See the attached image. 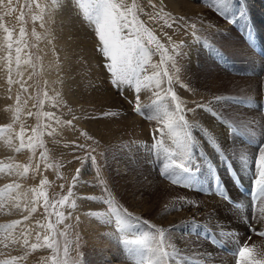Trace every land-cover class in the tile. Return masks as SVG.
I'll use <instances>...</instances> for the list:
<instances>
[{
  "label": "rangeland",
  "instance_id": "374dc122",
  "mask_svg": "<svg viewBox=\"0 0 264 264\" xmlns=\"http://www.w3.org/2000/svg\"><path fill=\"white\" fill-rule=\"evenodd\" d=\"M21 1L20 21L23 23L24 34L23 49L20 52L22 56L28 55L32 66L30 67V85L24 86L21 92L19 91L20 98L15 102L13 119L0 121V261L17 257L13 264H53V257L57 256V253L52 248L42 246L45 243L44 237L49 236V242H52V238L55 237L58 243L57 258L59 260L65 259L63 249L67 244L68 264L103 263L99 261V256L98 260H95L93 250L87 246L83 232L84 220L88 218L92 220L96 217L94 225L107 229L109 247L112 246L114 250L112 255L115 261H104L103 264H136V258L143 253L135 249L130 251L123 245L121 234L116 229L115 218L111 217L112 223L107 222L109 206L104 203V200L112 199L113 206L117 210L123 212L126 209L128 213H131L132 216L126 217L130 225L126 233L129 238L141 237L146 233L153 234L156 228L162 229L153 221L151 215L133 212L121 199L118 185L130 182L128 180L130 174L136 171L133 168L135 164L136 167L138 165V168H145L149 173L151 172L154 178L172 189L174 194L167 201L173 207L177 205L174 210H171L175 213L185 208L197 209L210 194L219 200V196L217 197L215 193H218L221 188L218 186L221 177L234 176L236 160L240 161V165L244 167L246 159H251L249 162H253L255 166V159L261 147L264 146V22H262L264 21V0H258V3L252 0H188L190 4L203 8L212 20L208 22H202L198 16L180 17L172 14L157 0H124L128 6H132L133 3L137 5L138 19L167 50L164 57L155 44H149L145 39L144 44L149 60L139 74L143 79L159 73L161 86L156 88L154 82H151L147 87H141L139 91H136L134 83L119 86L112 83L111 73L106 68L108 60L99 51L102 45L96 36L95 25L85 15L80 6V0H72L76 8H80L77 9L78 17L82 19L83 27L85 26L84 28L88 31L91 52L97 59L99 73L103 75L101 80L106 86L105 93L117 97L121 106L125 104L127 112L141 121L143 131L137 132L144 133V123L148 124L144 136L130 141L132 146L130 148L133 150L128 152L131 160L128 167L123 166L127 140L123 143L124 149L122 146H117L116 150L114 147H108V141L94 136L89 129L85 128L88 122L105 120L106 115L95 111L74 112V109L69 107L70 104L63 100L60 93L55 92L54 87L44 77L42 60L45 55L41 54V47L34 34L33 25L37 20L33 19L32 0ZM12 6L16 9L14 3ZM13 12L6 11L4 15L10 18L13 17ZM214 22L222 26H212ZM192 25L195 27L193 28ZM15 28L16 26L13 25L8 30L14 33ZM253 29L255 30L252 31ZM169 37L171 40L168 39ZM10 39L11 37L7 38V48L9 44L12 48L14 44L18 46ZM12 48H10L11 51ZM17 48H14V53L17 52ZM20 52L16 54L20 55ZM192 52L201 56L199 60L195 55L194 60L199 61L195 64L192 62V67L197 73V76L193 77V70L188 66ZM162 59L163 63H161ZM199 70L204 71L203 75H200ZM165 72L167 75H164ZM13 81L14 79L11 78L10 83L12 84ZM253 81L257 82V85L254 84L255 92L243 91L242 95L241 91L245 86L253 85ZM202 84L211 86L213 92L208 91L204 93L206 95H197L195 90H199L197 87H201ZM169 89L175 93L181 103L184 109L183 114L192 132L190 158L186 161L187 171L171 168L166 172L165 164L169 161L163 148L174 150L175 145L163 121L149 119L158 113L162 114L165 107L168 111H175L176 101L171 99ZM157 92L160 94L159 97L156 95ZM217 92L221 93L218 96L229 99L217 101L213 98L217 97ZM137 107L140 111L135 110ZM224 107L229 108L224 109ZM234 108L247 111L250 116L232 115L230 110ZM29 112L32 115H28ZM199 114L216 120L220 128L226 131L227 139L220 142L213 131L210 132L208 125L205 127L198 121ZM114 118L117 120L118 116ZM68 121H71V124ZM14 127L16 132H12L15 131ZM22 127L25 144L28 137L37 136V139L33 141L34 148L21 147L19 134ZM33 128L37 129L35 134L32 132ZM10 132L11 134H8ZM13 138H17L18 142L13 152L6 153L7 147L3 144ZM161 140L163 148L155 146L157 141ZM95 142L99 143V147L92 151ZM92 156L96 157V162H93ZM37 163H39V169L34 171ZM17 165L29 166L28 172L20 174L23 168L18 169L15 167ZM121 167L126 172L121 174ZM123 177H127V180L120 182ZM241 178L246 179V176ZM101 179L105 181V184L100 183ZM42 180H46L47 183L41 185ZM173 180L178 181L179 184L173 183ZM213 184L215 189L211 190ZM222 184L231 186L232 182L231 184L222 182ZM82 186L88 190L91 189L92 192L79 194ZM21 188L29 190V193L21 197L19 195ZM41 188L51 202L47 213L44 198H40L38 202L35 200L33 190L39 191ZM213 190L216 191L213 193ZM234 190L236 191L237 188L235 187ZM251 190H255V187ZM225 192L228 195L231 193ZM93 196L97 199L89 198ZM229 196L239 200L235 193ZM22 198L26 200L24 203H21ZM61 200H64L63 204L60 203ZM240 200L247 199L242 197ZM87 201L98 205L99 209L87 210ZM223 202L233 210L234 214L243 215L237 210L239 206L236 207V201L224 198ZM16 204H19V208L15 207ZM259 204L251 208L252 217L255 216L257 223L256 227L254 228L250 222L247 225L244 224L239 234H236L238 230L231 235L221 236L213 232V228L194 217L186 221L182 220L181 222L185 225L178 223L173 231L182 238H186L188 242L192 239L195 245L191 246H195L193 250L198 256L189 255L186 252L188 247L183 248L184 251L177 250L167 231L165 241L166 244L171 245L167 250L175 253L174 257L169 259V264H235L236 256L234 255L240 247L249 244L253 239L264 240V237L256 235L257 232L264 231V220L257 218ZM13 206L17 208L19 215L14 216ZM32 208H35V211H32ZM57 212L62 213V216H57ZM93 212L106 215L93 216L91 215ZM25 217L28 218L24 219ZM169 217H171L170 214L167 218ZM17 221L21 223H15ZM49 224L52 225L51 230L48 228ZM37 233H39V241ZM60 233L64 234L60 235ZM24 235L28 238L27 246L23 244ZM238 235L241 239L237 237ZM242 240L244 241L241 243ZM34 243L38 245L35 249L31 248V244ZM215 244L225 245L227 249H231L229 246L234 245L235 252L232 249L231 255H227L220 248L215 247ZM207 245L210 247H206ZM77 252L80 253L79 256ZM212 255L216 260L212 259Z\"/></svg>",
  "mask_w": 264,
  "mask_h": 264
},
{
  "label": "bare ground",
  "instance_id": "6f19581e",
  "mask_svg": "<svg viewBox=\"0 0 264 264\" xmlns=\"http://www.w3.org/2000/svg\"><path fill=\"white\" fill-rule=\"evenodd\" d=\"M157 1L166 6L169 12L177 16H198L202 22H208L210 20L209 15H207L203 8L190 4L188 0ZM252 1L258 3L260 0ZM13 3L16 8L15 12H13V17L7 18L4 15L6 11L8 12L7 7L4 9L0 8V121H10L13 119L15 102L20 98L18 96L19 91L21 92V88L23 89L24 86L30 85L31 78L30 67L32 66V63L27 57L28 55L22 56L21 52L20 55H17V52L14 53V48H17L18 46H21L19 49L22 51V39L24 33L21 34L23 23L20 21L22 1L13 0ZM31 5V11L37 20H34L37 22V24L34 22L33 25L34 34L38 45L41 47V54L45 55L42 60L44 77L48 79L51 86L54 87L55 92L60 93L63 100L70 104L69 107L73 108L74 112L92 113L95 111L101 115H106L105 120L88 122L85 128L89 129L94 136H97L104 141H108V147H114L116 150L118 149L117 146H122L124 149L123 143L127 140L128 143H126V146L124 145L126 147V150L124 151L126 157L123 166L128 167V165L131 164L128 152H132L133 150V148H130V141L137 140L141 136H144L148 124L144 123V133L137 132L139 130L143 131V128H141V121L132 114H129L127 112V106L125 104L121 106V102L117 97L105 93L106 86L101 80L103 75L99 73V70L97 69V59L91 52L92 47L90 48L91 43L89 42L90 37L88 31L84 28L85 26L83 27L81 22L82 19H79L78 17V10L80 8H76V5H74L72 0H34V2L32 0ZM37 5H39V7H37ZM4 18H6V20ZM10 25L16 26L14 33L9 30L8 32L4 31V28H10ZM215 25L217 27L222 26L220 23L218 24L214 22L212 26ZM261 28H263V26ZM254 30L255 29L252 31ZM8 37H11L10 41L12 40L14 41L13 43L16 42L18 45L16 46L14 44L13 48L11 47L12 51L7 48ZM195 55L196 54L192 52L190 62L188 63L189 68L193 70L192 77L197 76L196 70L192 67L193 63L195 64L201 58V56L196 55V58L199 60L195 61ZM199 73L200 75H203L204 71L199 70ZM200 75L198 76L200 77ZM11 78L14 79L12 84L10 83ZM254 81L253 85L250 83L251 85L245 86L244 90L241 91L242 95L243 91L246 93L255 92L257 82ZM210 87L202 84L201 87H197L199 90H195V92L197 95H206L204 94L205 92H213ZM220 94L217 92V97ZM227 108L229 107H224V109ZM230 111L231 114H235V116L241 114L242 116H250L247 111L238 108H234V110L231 109ZM115 116H118L117 120H115ZM198 121L205 127L208 125L209 129H211V131H209H213L214 135L219 138L220 142L227 139L225 134L226 131L222 127L220 128L216 120L214 121L212 118L208 119L204 114H199ZM14 130L15 131L12 132H16V127H14ZM8 134H11V132ZM17 142V138H13L8 143H4L3 145L7 147L6 153L13 152ZM131 152L130 155H132ZM249 161H251V159H246L244 167L240 165V161H234V176H222L218 185L221 186V188L219 187V191L217 190L221 197H227L231 200L235 199L234 201H236L239 206L237 210L243 213L241 216H238L237 213L234 214L233 210L226 206L221 198L218 200L215 197H212L211 194L208 198L205 197L207 198L205 199V202H200L201 205L199 207L197 206V209L185 208L178 213L171 212V210H174L177 207V205L173 207L167 201V199L174 194L172 189L160 182V180L154 178L152 176L153 174L151 175V172L149 173L145 168H138V165L136 167V164L133 166L136 171L131 173L128 179L130 182H123L127 180V177H123V180L120 181L123 183L118 185V189L122 195L121 199L126 202L127 206L130 207L133 212L140 213V215L141 213L143 215H151L153 221L161 226L162 229L169 230L168 235L171 237L177 250H182L183 248L188 247L186 252H188L189 255L198 256V254H195L196 251L193 250L195 246H191L195 245L192 242V239L188 242L186 238H182L173 231L178 223L185 225V223L181 222L182 220L186 221L188 218L194 217L201 220L205 225L211 227V229L213 228V232L218 233V235L221 236L228 234L231 235L232 232L236 233L238 230L239 231L236 234H239V232L243 230V227L249 222L254 228L256 227L257 223L255 221V216L252 217L251 208H253L255 204L260 203L259 199H261V197L256 194L255 190H251V188L255 187L254 181L256 179V171L253 162L251 163ZM121 172L124 173L126 171H123L121 167L120 173ZM12 174H14V172H12ZM236 174H238V176ZM241 176H246V179H242ZM222 182L229 184L232 182V184L231 186H224ZM214 187L215 185L213 184L211 190L215 189ZM235 187L243 188L245 193L241 195L237 190H234ZM28 191L29 190L25 188H21L19 195L23 197L24 194L29 193ZM225 191H230L231 193L229 195L235 193V196H237L239 200L235 197L231 198V196ZM88 192L90 193L92 190H88L83 186L82 190L81 188L79 189V194H86ZM242 197L247 200H240ZM25 201V198H22V202H20L24 203ZM12 208V210L15 211L14 216L19 215V212L16 210L17 208L15 209L14 206ZM86 209L94 211L99 209V206L93 202L87 201ZM168 214H170L171 217L167 218ZM95 221L96 217L92 220L88 218L83 222V232L87 240V246L93 250L95 260H98L99 256V261H103V263L104 261H115L112 255V252L114 251L113 247H109L107 229L96 227L94 225ZM110 228H112L111 225ZM237 237L240 236L238 235ZM221 238L219 239L222 241L223 239ZM243 241L244 240H242L241 243ZM238 243H240L239 240ZM251 244L264 246V240L253 239L249 242V245ZM214 246L220 248L227 255H231L230 251H232V249L233 252H235L234 245L233 247L229 246L231 249H227L225 245L219 246L215 244ZM206 247L210 246L207 245ZM233 258L234 257H232V259ZM212 259L216 260L214 255H212ZM103 263L100 262V264Z\"/></svg>",
  "mask_w": 264,
  "mask_h": 264
},
{
  "label": "snow or ice",
  "instance_id": "6c2138e0",
  "mask_svg": "<svg viewBox=\"0 0 264 264\" xmlns=\"http://www.w3.org/2000/svg\"><path fill=\"white\" fill-rule=\"evenodd\" d=\"M34 2V0H33ZM13 0H0V8L8 9V12H13L15 9L12 7ZM80 5L87 16V18L92 21L95 25L96 36L102 45L99 51L107 58L108 63L106 64L107 70L111 73L112 83L117 86L122 84H135L136 91H139L141 87H147L149 83L154 82L155 87L159 88L161 86V79L159 73H154L151 77H144L141 79L140 70L148 63L149 56L145 48L144 41L147 39V43L155 44L157 50H161L162 56L166 57L167 50L164 49V46L160 43L159 40L146 28L143 23L137 17V5L135 3L132 6H128L124 0H80ZM39 7V5H37ZM139 11H143L139 9ZM7 14V13H6ZM151 18V17H150ZM36 19V17H33ZM194 28L195 25H192ZM5 32H8L7 28H4ZM21 34H23V29H21ZM171 40V37L168 38ZM9 49L11 44L8 45ZM17 53L20 52V49H16ZM164 60H161L163 63ZM167 75V72L164 73ZM171 78H169V83H171ZM168 93L171 95V99L176 101L175 111H168L165 107L162 114L158 113L157 115L149 117V119L163 121L164 127L168 131V135L172 138L173 144L175 145L174 150H169L163 148V141H157V145L160 148H163L164 152L167 155L168 163L165 164L166 172L171 168H178L184 171H187L186 161L190 158V145L192 142V136L189 128V124L185 119L183 114L184 109L182 108L181 103L179 102L175 93L171 92V89L168 90ZM159 97V92L156 93ZM229 99L228 97H216L217 101ZM27 103V101H25ZM42 103V102H41ZM140 111L139 107L135 109ZM214 115L216 113H213ZM28 115H32L31 112ZM51 116V114H46ZM71 124V121H68ZM32 132L35 134L37 129L33 128ZM21 141V147L34 148V140L37 139V136L33 135L28 137L27 144H25L24 138V128H21L19 134ZM91 139V137H89ZM42 146V145H41ZM154 146V147H155ZM82 147V146H81ZM99 147V143L95 142L92 146V151H95ZM43 155V154H42ZM91 159L93 162H96V157L92 156ZM16 168H23L22 173L26 174L29 170V166H15ZM39 163L35 165L33 169L38 170ZM255 171L256 179L255 192L261 197L260 204L257 209V218L264 220V146L261 147L256 159H255ZM99 175V172L97 173ZM46 180L41 181V185L46 184ZM100 183L103 185L105 181L100 180ZM173 183H178V181L173 180ZM18 187V185H17ZM35 193V200L38 202L40 198H44V207L45 212H48L51 202L48 201L43 189L39 191L33 190ZM90 199H97V197H89ZM67 199L66 197L64 198ZM61 204L64 203V200L60 201ZM104 203L109 206V219L108 223H112L111 217L115 218V225L117 231L121 234V242L123 245L131 250H138L143 254L136 258V264H169V259L173 258L175 253H171L167 250L171 245L166 244L165 241V232L169 230L156 228L155 233L153 234H144L141 237L129 238L126 233L130 227L127 216H132L131 213H128L126 209L121 212L113 206L112 199L104 200ZM15 207L19 208V204H16ZM32 211H35V208H32ZM51 213H49L50 215ZM57 216H62V213L57 212ZM93 216L106 215L104 213H91ZM25 217L24 219H27ZM139 219V217H136ZM17 224L21 223L20 221L15 222ZM39 224V222H37ZM43 227V225H40ZM155 227V226H154ZM48 228L51 230L52 225L49 224ZM64 233H60L63 235ZM256 235L264 237V231L257 232ZM37 240L39 241V233H37ZM44 245L49 248H52L57 256L53 257V264H68L66 259L69 248L67 244L64 246L65 259L63 261L59 260V246L55 240V237L52 238V242H49V236L44 237ZM19 243L20 241H16ZM27 235H24L23 244L28 245ZM38 245L31 244V248L35 249ZM80 253L77 252V256ZM236 262L235 264H264V246L257 244H244L236 252ZM17 260V257H12L11 260L0 261V264H13Z\"/></svg>",
  "mask_w": 264,
  "mask_h": 264
}]
</instances>
